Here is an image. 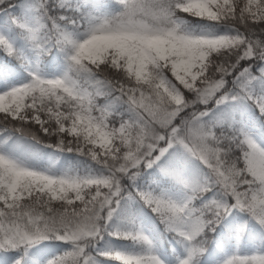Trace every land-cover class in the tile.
<instances>
[{
  "label": "snow or ice",
  "instance_id": "6c2138e0",
  "mask_svg": "<svg viewBox=\"0 0 264 264\" xmlns=\"http://www.w3.org/2000/svg\"><path fill=\"white\" fill-rule=\"evenodd\" d=\"M0 264H264V0H0Z\"/></svg>",
  "mask_w": 264,
  "mask_h": 264
}]
</instances>
